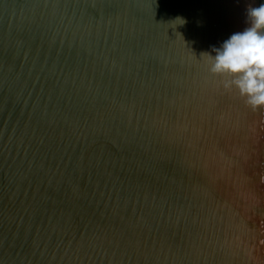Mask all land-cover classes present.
I'll return each mask as SVG.
<instances>
[{"label":"water","instance_id":"95a60500","mask_svg":"<svg viewBox=\"0 0 264 264\" xmlns=\"http://www.w3.org/2000/svg\"><path fill=\"white\" fill-rule=\"evenodd\" d=\"M260 0H0V264H264V110L209 74Z\"/></svg>","mask_w":264,"mask_h":264},{"label":"clouds","instance_id":"9594fccd","mask_svg":"<svg viewBox=\"0 0 264 264\" xmlns=\"http://www.w3.org/2000/svg\"><path fill=\"white\" fill-rule=\"evenodd\" d=\"M242 32L230 36L207 57L209 74L226 91H235L253 112L264 110V2L249 6Z\"/></svg>","mask_w":264,"mask_h":264},{"label":"trees","instance_id":"16d2710c","mask_svg":"<svg viewBox=\"0 0 264 264\" xmlns=\"http://www.w3.org/2000/svg\"><path fill=\"white\" fill-rule=\"evenodd\" d=\"M261 2H264V0H260Z\"/></svg>","mask_w":264,"mask_h":264}]
</instances>
